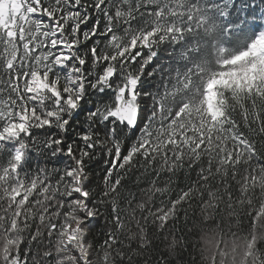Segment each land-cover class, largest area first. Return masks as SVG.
<instances>
[{
  "label": "snow or ice",
  "instance_id": "6c2138e0",
  "mask_svg": "<svg viewBox=\"0 0 264 264\" xmlns=\"http://www.w3.org/2000/svg\"><path fill=\"white\" fill-rule=\"evenodd\" d=\"M0 264H264V0H0Z\"/></svg>",
  "mask_w": 264,
  "mask_h": 264
}]
</instances>
